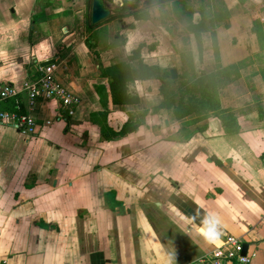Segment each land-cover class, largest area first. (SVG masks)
<instances>
[{"label": "crops", "instance_id": "1", "mask_svg": "<svg viewBox=\"0 0 264 264\" xmlns=\"http://www.w3.org/2000/svg\"><path fill=\"white\" fill-rule=\"evenodd\" d=\"M86 6L0 0V88L22 87L51 61L48 72L80 100L72 117L37 100L32 136L0 122V264H197L217 248L199 234L213 215L221 246L238 238L248 264H264V103L230 88L217 115L175 119L157 109L160 82L141 80L129 61L144 44L143 62L170 71L172 45H149L140 21L89 29ZM120 63L132 68L136 104L112 102L104 72ZM26 99L3 107L26 110Z\"/></svg>", "mask_w": 264, "mask_h": 264}, {"label": "rangeland", "instance_id": "2", "mask_svg": "<svg viewBox=\"0 0 264 264\" xmlns=\"http://www.w3.org/2000/svg\"><path fill=\"white\" fill-rule=\"evenodd\" d=\"M91 1L87 0L86 20L90 17ZM106 2L114 17L124 18L121 21L124 26L143 22L141 26L146 29L144 36L150 41L149 45L156 46L163 37L172 45L178 59L174 64L177 79L171 80L173 89L178 87L181 75L191 73L190 57L196 74L217 70L212 47L214 34L221 68L226 70L219 76L222 96L228 97V90L235 88L240 96L252 92L250 95L256 103H264V0H166L163 4L159 0L154 4L149 0ZM133 14L142 17L134 19ZM89 37L92 39V35ZM249 84H253L254 89Z\"/></svg>", "mask_w": 264, "mask_h": 264}, {"label": "trees", "instance_id": "3", "mask_svg": "<svg viewBox=\"0 0 264 264\" xmlns=\"http://www.w3.org/2000/svg\"><path fill=\"white\" fill-rule=\"evenodd\" d=\"M165 2L166 0H159L161 4ZM149 3L154 4L155 0H149ZM132 16L134 19H140L142 17L136 14ZM262 16H264V11ZM113 19L118 18L111 15L106 20ZM120 19L119 17V20ZM86 24L89 29L96 27V25L91 24L90 17L86 20ZM91 35L96 36V33L92 32ZM144 47V44H140L133 50L129 57V61L135 62L141 80H157L160 82L159 93L162 100L157 106V109L171 110L174 118L177 120L184 119L191 115L199 117L208 114L217 115L221 109L219 76L226 70L221 68L218 44L214 34L212 38V47L217 70L208 74H196L194 72L193 60L190 57L188 67L191 73H185L178 78V87L176 89L172 88L174 80L171 79L169 71L161 70L158 66H150L143 62L141 59V50ZM104 76L107 79L113 104L128 105L136 104L139 101L138 96L129 91V85L134 81L132 68L129 63H120L108 68L104 72ZM249 85H251V89H254L253 84ZM16 107L17 104H12L13 109ZM223 123L228 133H235L238 131L235 118H227ZM132 129L133 127H126L119 134H125Z\"/></svg>", "mask_w": 264, "mask_h": 264}, {"label": "built area", "instance_id": "4", "mask_svg": "<svg viewBox=\"0 0 264 264\" xmlns=\"http://www.w3.org/2000/svg\"><path fill=\"white\" fill-rule=\"evenodd\" d=\"M38 69V76L34 80H27L22 87L4 86L0 88V122L16 127L25 136L35 134L34 106L37 100H56L60 108L68 117L75 114L80 104L77 96L66 90L46 69ZM21 94L26 96V110L16 101L17 107L13 111L4 109L3 105L9 100L16 99ZM253 255L243 254L242 242L233 236L227 237L222 246L217 247L209 256L200 258L197 264H248Z\"/></svg>", "mask_w": 264, "mask_h": 264}, {"label": "clouds", "instance_id": "5", "mask_svg": "<svg viewBox=\"0 0 264 264\" xmlns=\"http://www.w3.org/2000/svg\"><path fill=\"white\" fill-rule=\"evenodd\" d=\"M223 227L222 220L213 215L209 220L206 219L199 228V234L209 245L220 247L222 244L221 237L224 235L221 230Z\"/></svg>", "mask_w": 264, "mask_h": 264}, {"label": "water", "instance_id": "6", "mask_svg": "<svg viewBox=\"0 0 264 264\" xmlns=\"http://www.w3.org/2000/svg\"><path fill=\"white\" fill-rule=\"evenodd\" d=\"M112 15L111 7L106 2V0H92L91 1V12H90V22L92 25H97L106 19H108ZM53 62H45L42 66L51 65ZM170 77L172 80L177 79V72L175 69H171L169 71ZM244 250H246V246H244Z\"/></svg>", "mask_w": 264, "mask_h": 264}]
</instances>
